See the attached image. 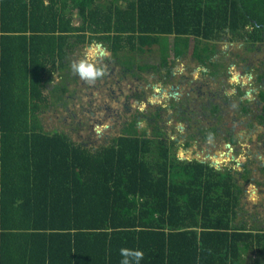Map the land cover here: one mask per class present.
<instances>
[{
  "label": "trees",
  "instance_id": "obj_1",
  "mask_svg": "<svg viewBox=\"0 0 264 264\" xmlns=\"http://www.w3.org/2000/svg\"><path fill=\"white\" fill-rule=\"evenodd\" d=\"M98 1L0 0V264H121L122 248L142 251L139 264H254L264 229L238 220L231 171L181 161L134 124L93 152L46 132L39 115L64 100L80 44L115 56L157 46L159 65L122 64L160 73L171 56L164 39L193 37L204 43L198 62L219 75L216 42L264 43V0ZM56 72L63 79L49 90ZM258 96L264 109V89Z\"/></svg>",
  "mask_w": 264,
  "mask_h": 264
},
{
  "label": "rangeland",
  "instance_id": "obj_2",
  "mask_svg": "<svg viewBox=\"0 0 264 264\" xmlns=\"http://www.w3.org/2000/svg\"><path fill=\"white\" fill-rule=\"evenodd\" d=\"M111 1L102 0L98 4L105 6ZM114 1L120 6L127 3V0ZM74 18L78 25L80 19ZM164 40L169 44L171 56L168 71L162 68L160 73L139 71L135 66L134 71H126L122 64L131 58L135 64L159 65L157 46L153 53L123 51L115 56L103 44L93 42L107 52L99 62V66L106 65V75L94 85L80 80L71 71V63L83 59L93 43L80 44L69 56V69L65 70L68 92L64 100L50 102L39 115L44 130L65 133L73 142L83 143L94 152L134 124L138 133L170 145L181 161L197 160L217 170L231 171L240 186L238 220L249 228L256 224L264 229V126L238 108L240 105L258 112L257 89L264 85L260 81L262 78L264 81L260 77L264 73V43L228 39L216 42L219 53L212 63L223 64L217 76L211 73L213 66H202L195 56L204 45L202 41L175 36ZM52 77L49 90L63 79L61 72ZM237 86L248 96L236 94ZM211 105L219 111L211 113ZM240 120L242 125L237 124ZM249 120L255 125L253 129L244 126ZM233 127L236 130L230 135ZM249 259L251 263L255 260L254 264H264V256Z\"/></svg>",
  "mask_w": 264,
  "mask_h": 264
},
{
  "label": "clouds",
  "instance_id": "obj_3",
  "mask_svg": "<svg viewBox=\"0 0 264 264\" xmlns=\"http://www.w3.org/2000/svg\"><path fill=\"white\" fill-rule=\"evenodd\" d=\"M107 52L102 45L93 43L85 53V57L79 61H73L70 65L71 71L76 74L80 80L89 85H94L98 80L106 75V65L99 66V62L104 59ZM255 200V197H252ZM120 255L123 257L121 264H131L134 260L135 264H139L143 259L144 253L139 250H130L127 248L120 249Z\"/></svg>",
  "mask_w": 264,
  "mask_h": 264
},
{
  "label": "flooded vegetation",
  "instance_id": "obj_4",
  "mask_svg": "<svg viewBox=\"0 0 264 264\" xmlns=\"http://www.w3.org/2000/svg\"><path fill=\"white\" fill-rule=\"evenodd\" d=\"M260 81H261V83H263L264 81H263V78L262 79H260ZM260 89L262 90V89H264V85L263 84H261L260 86H258V94H259V91H260ZM235 93L236 94H238V89H237V91H235ZM137 95H138V93H136ZM135 94V95H136ZM248 96V92H245V95L243 96V97H247ZM236 97H238V95H236ZM241 97V96H240ZM248 100V99H247ZM260 101V100H259ZM137 104L139 103L138 101L136 102ZM246 103V102H245ZM257 105L259 106L257 109V111L258 112H255V113H251V112H247L246 114L247 115H253V117H255V119H257L258 121H259V119H260V116L261 115H263L264 116V109H263V103L260 101V102H257ZM238 108H240L241 109V111L243 112V109L240 107V105H239V107ZM247 109H248V107H247ZM252 119V118H251ZM235 121H236V119H235ZM253 121H251V120H249L248 121V123H246V124H244V126L245 127H248L249 126V129H253L254 127H255V125L252 123ZM237 123V122H236ZM242 121L240 120V122H238L237 124L238 125H242ZM260 124V123H259ZM260 126H264V124H260ZM241 127H243V126H241ZM235 127H233L232 129H230V135H234V132H235V130L236 129H234ZM236 135V134H235ZM263 137H264V135H262ZM232 139V138H231Z\"/></svg>",
  "mask_w": 264,
  "mask_h": 264
}]
</instances>
